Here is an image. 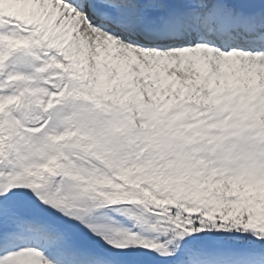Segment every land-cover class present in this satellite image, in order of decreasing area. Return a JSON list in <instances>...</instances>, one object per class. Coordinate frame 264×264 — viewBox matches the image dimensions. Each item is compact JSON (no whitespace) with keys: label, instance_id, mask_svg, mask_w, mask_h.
Wrapping results in <instances>:
<instances>
[{"label":"snow or ice","instance_id":"1","mask_svg":"<svg viewBox=\"0 0 264 264\" xmlns=\"http://www.w3.org/2000/svg\"><path fill=\"white\" fill-rule=\"evenodd\" d=\"M0 264H264V0H0Z\"/></svg>","mask_w":264,"mask_h":264}]
</instances>
